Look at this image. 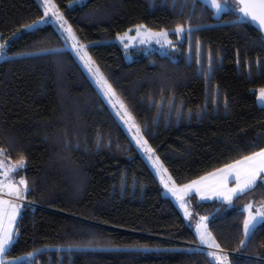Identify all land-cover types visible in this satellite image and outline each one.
<instances>
[{
    "label": "trees",
    "instance_id": "16d2710c",
    "mask_svg": "<svg viewBox=\"0 0 264 264\" xmlns=\"http://www.w3.org/2000/svg\"><path fill=\"white\" fill-rule=\"evenodd\" d=\"M53 1L176 185L264 149V31L239 10L216 18L201 0ZM43 17L38 0H0V149L25 161L30 202L5 264L29 254L36 264H212L73 53L59 50L54 25L24 30ZM138 25L190 27L189 54L186 42L177 55L127 59L115 39ZM261 184L230 204L189 197L230 264H264V220L246 240L243 223L246 205L264 206Z\"/></svg>",
    "mask_w": 264,
    "mask_h": 264
},
{
    "label": "rangeland",
    "instance_id": "374dc122",
    "mask_svg": "<svg viewBox=\"0 0 264 264\" xmlns=\"http://www.w3.org/2000/svg\"><path fill=\"white\" fill-rule=\"evenodd\" d=\"M41 4V6L44 9V0H38ZM82 1V0H79ZM86 1V0H83ZM204 4H206L208 7H210L213 10L214 16L216 18H219L223 12L227 10H232V11H238L240 6L235 0H216L217 3L221 5V8L219 11H217L216 8L212 6L211 0H201ZM53 13H57L59 16H61L63 19L62 20H57L56 15ZM41 20H48L49 23H44L41 24H52L58 31V33L62 36L63 41H64V46L59 49H67L70 52L73 53L87 76L90 78V80L93 82V84L96 86L98 89L99 93L103 97L105 103L107 106L110 108V110L115 114V116L118 118L120 121L121 125L123 126L124 130L132 140V142L135 144V146L139 149V151L142 153L144 158L146 159L147 163L155 173V175L158 177L160 180L161 184L164 187V194L167 196H170L172 198H175L174 193L177 185L175 184L171 174L167 170V168L164 166L163 162L159 158V156L154 152L153 148L150 146L148 143L147 139L141 132L139 126L137 125L136 121L132 117L131 113L128 111L127 107L123 103V101L117 96L115 93V96L112 95H105L106 92V85H104L102 82L99 81V75L96 73V69H99L98 66L95 64V62L92 60L90 54L87 51L86 45L82 44L78 38L76 37L75 33L72 30V33L75 36V39L72 38V36H69V34L64 31L63 28L60 27L62 23L66 21L64 24V28H67L69 25L68 21L65 19V17L62 15L58 7L56 6L55 2L51 0V11H49V14L47 17H43ZM140 26V25H138ZM136 26L134 29L126 32L125 34L118 36L115 40L122 46V48L125 50V54L127 59H131V51L135 50L137 53H144L148 54L153 51H158L161 54H178L181 49V45L186 43L188 54L190 52L189 48V34L191 31L190 27L187 26H182L183 31H177L174 29L173 31H154L146 26L143 28H140ZM72 29V28H71ZM173 32L176 34L177 40L173 41L170 38V33ZM0 44L1 39H0ZM83 46V47H81ZM3 54L0 55V61L4 58H6V53L5 49L2 50ZM86 53V55H85ZM83 57V59H81ZM89 57L91 58V63H89ZM200 60V56H198ZM89 67L92 68V71H89ZM99 73L102 74V72L99 69ZM104 77V75H103ZM106 80V78L104 77ZM107 81V80H106ZM108 84H110L107 81ZM112 87V86H111ZM113 89V88H112ZM115 92V91H114ZM123 105V106H122ZM139 141V143H138ZM144 141L147 143L144 144ZM150 148L151 152L147 151L146 149ZM151 157V159L149 158ZM158 158V159H157ZM23 162V165L21 166L20 162ZM25 167V161L24 160H19V161H11L9 160L4 152L0 149V190L9 192L10 188L9 186L11 185L13 188H18L20 191V197L19 198H13L16 202H18L20 205L22 204V200L26 201L28 204H30L29 201H27L24 197L25 194V185L20 184L21 180L25 181V178L23 176V168ZM26 182V181H25ZM167 185V187H165ZM13 194H15L13 192ZM2 195V194H0ZM16 196V195H15ZM17 197V196H16ZM177 202V201H176ZM186 201L181 202L178 201L177 204L179 205V208L184 212V214H188L189 210L187 211V208L185 207ZM247 208V207H246ZM261 208H258V206L251 208V215L256 217V220H258L259 215L257 213H263L261 211ZM248 212V218H249V210L247 209ZM203 217V218H201ZM205 216H199V219L203 220H198L197 224V232L198 235L201 239V233H207L210 234L207 237V240L212 239V234L209 232L207 228V223L206 219L204 218ZM256 220L254 223H256ZM187 221L190 224L194 225L193 220L190 219V217H187ZM197 223V222H196ZM195 223V224H196ZM203 246H206L210 248L209 250L206 249L209 253H220L224 255V258L227 260L228 259V254L226 251L220 249L219 247L213 248V246H209L206 244H200ZM34 254L22 257L20 260H28L31 264H36L33 262ZM229 259L227 261V264H229ZM49 264H52L51 261H49ZM59 264H63V260L61 259L59 261ZM69 264H71V260H69ZM219 264H222V261L219 262Z\"/></svg>",
    "mask_w": 264,
    "mask_h": 264
},
{
    "label": "snow or ice",
    "instance_id": "6c2138e0",
    "mask_svg": "<svg viewBox=\"0 0 264 264\" xmlns=\"http://www.w3.org/2000/svg\"><path fill=\"white\" fill-rule=\"evenodd\" d=\"M212 6L217 9V11L220 10L221 5L216 2V0H211ZM241 3L243 4V7L240 8V12L244 14V16L250 17L251 22L258 23L259 27H264V0H241ZM44 16L47 17L49 14V11H51V0H44ZM56 15L57 20H62L63 18L59 16L57 13H53ZM49 23L48 20H38L31 24L26 25L25 31H34L38 30L41 24ZM64 23L60 25L61 28L66 31L69 36H72L73 39H75L74 34L72 33L71 26H68L67 28H64ZM140 28H143V25L138 26ZM177 31H183L182 27L177 28ZM6 47L4 44H0V55L3 54L2 50ZM83 47V46H81ZM86 55V53H85ZM83 59V57H81ZM89 63H91V58L89 57ZM89 71H92V68L89 67ZM96 73L99 75V81L102 82L104 85H106V92L105 95H112L115 96V92L112 89L111 85L107 83V81L104 79L103 74L99 73V69H96ZM258 101L261 103L262 106H264V88L260 89ZM123 106V105H122ZM139 143V141H138ZM147 142L144 141V144ZM147 151L151 152V149H146ZM151 159V157H149ZM158 159V158H157ZM21 166L23 165V162L21 161ZM221 175L218 177L217 182L215 185L212 186L211 191L219 196L222 197L225 201H227L229 204L232 202V198L234 196H239L246 191L252 189L257 184V179L259 178L262 182L261 186H264V176L261 174L264 173V149H261L260 151L253 152L250 155L243 156L242 159L236 160L233 163L226 164L223 168H220L217 170ZM211 175H216L215 173H212ZM232 177L235 181V187L229 188V178ZM204 179V178H202ZM193 185H196L199 183V181H193ZM20 184L25 185V190H27V185L24 180L20 181ZM192 185H185V188L191 187ZM167 187V185H165ZM10 191L9 194L11 195L13 192L15 195L19 198L20 197V191L18 188H13L11 185L9 186ZM6 203L5 201L0 200V205ZM13 208V212L9 214L8 220L9 224L13 223L16 219L15 214V205H11ZM249 210V218L244 220V234L246 237H249L253 234V229L255 227L254 221L256 220L255 216L251 215V208L252 205L249 204L246 206ZM2 211H0V216H2ZM257 215L264 218V213H257ZM210 234L207 233H201V241L202 243H207V237ZM13 237L11 235V229L7 225H4L2 223V220H0V255H3L7 252L8 246L12 243ZM241 244H244V241H241ZM216 247H219V245H216ZM31 255V254H29ZM210 257H214V260L212 264H218V262L221 261V257L216 256L214 253H207ZM17 259H22V257H18Z\"/></svg>",
    "mask_w": 264,
    "mask_h": 264
},
{
    "label": "crops",
    "instance_id": "0c3cea01",
    "mask_svg": "<svg viewBox=\"0 0 264 264\" xmlns=\"http://www.w3.org/2000/svg\"><path fill=\"white\" fill-rule=\"evenodd\" d=\"M259 92H260V90H259ZM258 97H259V93H258ZM257 101H258V99H257ZM258 103L261 105V103L259 101H258ZM212 173H215L216 175H211ZM220 175H221V173H219L216 170V171H213V172H211V173H209V174H207V175H205V176H203L201 178L193 180V181H199V183L196 184V185H193V183H192L193 181H191L189 183H186L184 185H180V186L177 185V187L175 189V193H174L175 198L171 197L174 200V202L176 203V205L178 206V208H179V205L177 204L178 201H181V202L186 201V204L185 203L184 204H185V207L187 208V211L189 210L188 211L189 213L188 214H184V212H182V210L179 208L180 211L182 212V214L184 215L186 220H187L188 216L190 217L191 220H193L194 225L190 224V223L189 224L191 226H193V228H194V230H195V232L197 234V237L199 239L200 244H206V245H209V246H213V248H215L216 245H218L216 240L213 237H212V239L207 240V243H202V241H201V239H200V237L198 235V232H197V224L199 222L198 220H203V219H199V216L194 213L193 208H192V206L190 204V201H189V197L191 195H197L201 200H208V201L209 200H219V201H223V202L228 203L222 197H219V196L215 195L211 191L212 186L216 184L217 179H218V177ZM202 178H204V179H202ZM258 179H257V181H258ZM185 185H192V186L188 187V188H185L184 187ZM228 187L229 188L235 187V181H234V179L232 177L229 178ZM0 194H2V195H0V200L6 202V203L0 205V211H2V213H3L2 216H0V220H2V223L4 225H7L8 227H10L11 235L14 238L16 225H17L18 218H19L20 211H21V205L13 199V198H18V197L15 196V194L12 193L10 195L9 192L2 191V190H0ZM234 197H236V196H234ZM11 205H15L16 219H15V221L13 223L9 224L8 216H9V214H11L13 212V208L11 207ZM246 206L244 207V209H245V212H246V219H248V212H247ZM258 208H261L262 209L261 211H263V213H264V206H258ZM252 209H253V205H252ZM201 218H203V217H201ZM204 218L206 219V223H207V219L208 218L207 217H204ZM263 220H264V218L259 216L258 220H256L255 227L258 224H260ZM247 238L248 237L245 236V240ZM9 246H8V248H9ZM8 248H7V250H8ZM214 254L216 256L221 257L222 264H227L228 259L226 260L224 258V255H222L220 253H214ZM212 259L214 260V257H212ZM17 261L18 260L16 259V260L8 261V262L6 261V263L7 264H14ZM0 264H5V254L0 255ZM218 264H219V262H218Z\"/></svg>",
    "mask_w": 264,
    "mask_h": 264
},
{
    "label": "built area",
    "instance_id": "2783aa9c",
    "mask_svg": "<svg viewBox=\"0 0 264 264\" xmlns=\"http://www.w3.org/2000/svg\"><path fill=\"white\" fill-rule=\"evenodd\" d=\"M22 203H27L26 201H21ZM195 248H198V249H203V250H209L210 248L206 247V246H203V245H200V244H194L193 245Z\"/></svg>",
    "mask_w": 264,
    "mask_h": 264
},
{
    "label": "water",
    "instance_id": "95a60500",
    "mask_svg": "<svg viewBox=\"0 0 264 264\" xmlns=\"http://www.w3.org/2000/svg\"><path fill=\"white\" fill-rule=\"evenodd\" d=\"M238 4H239V6H240V8L241 7H243V4L241 3V0H235ZM240 8H239V11H240ZM241 13V12H240ZM241 14H243V13H241ZM244 15V14H243ZM247 18H249L250 19V17H247ZM251 20V19H250ZM255 23V22H254ZM257 26H258V23H255ZM263 31H264V27H260Z\"/></svg>",
    "mask_w": 264,
    "mask_h": 264
}]
</instances>
